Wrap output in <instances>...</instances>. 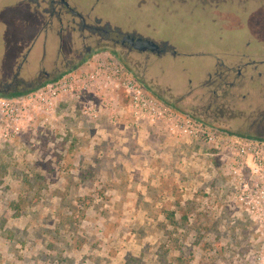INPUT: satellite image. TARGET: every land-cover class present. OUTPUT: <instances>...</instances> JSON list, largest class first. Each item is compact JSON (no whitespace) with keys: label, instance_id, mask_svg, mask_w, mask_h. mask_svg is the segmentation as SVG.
I'll return each mask as SVG.
<instances>
[{"label":"rangeland","instance_id":"rangeland-1","mask_svg":"<svg viewBox=\"0 0 264 264\" xmlns=\"http://www.w3.org/2000/svg\"><path fill=\"white\" fill-rule=\"evenodd\" d=\"M19 1L0 0V131L1 100L24 113L21 133L0 139V264H264V220L230 198L221 160L208 148L161 124L136 127L128 113L116 119L105 99L93 98L104 111L86 117L84 101L57 98L47 88L91 71L97 58L113 57L174 112L240 135L194 104L204 83L207 99L216 89L219 81L209 83L208 76L217 62L264 57V0H68L102 23L173 46L176 54L148 58L165 93L146 86L135 64L108 48L80 60L76 54L93 41L72 35L71 16L60 39L56 18L40 32L47 5L34 17ZM35 38L39 57L30 55L28 63L16 45L29 49ZM135 57L131 64L140 61ZM70 60L77 62L68 67ZM57 67L59 74L24 95L4 92L17 72L37 82V71ZM243 73L256 83L233 90L237 107L259 105L260 76Z\"/></svg>","mask_w":264,"mask_h":264},{"label":"built area","instance_id":"built-area-1","mask_svg":"<svg viewBox=\"0 0 264 264\" xmlns=\"http://www.w3.org/2000/svg\"><path fill=\"white\" fill-rule=\"evenodd\" d=\"M47 88L57 98L67 96L84 101L82 112L86 117L98 118L104 108L95 104L93 98L105 99L108 104L104 106L107 110L111 107L116 119L128 113L136 127L143 123L161 124L176 138L208 148L211 155L221 160L230 198L249 214H257V219L264 220V138L231 134L174 112L113 57L97 58L91 71L70 74ZM1 113L4 128L0 139L13 141L21 133L24 113L7 100H1Z\"/></svg>","mask_w":264,"mask_h":264},{"label":"flooded vegetation","instance_id":"flooded-vegetation-1","mask_svg":"<svg viewBox=\"0 0 264 264\" xmlns=\"http://www.w3.org/2000/svg\"><path fill=\"white\" fill-rule=\"evenodd\" d=\"M47 1L52 6V17L56 18L61 25V28L58 31L60 39L62 38L63 32L68 30V28L64 26L62 27V25L64 24V18L69 15L71 16V20L69 21L68 26L72 35H74V33L77 35L79 34L84 39H90L93 41L94 45L85 44L83 47L84 49L76 54L80 60L91 56L93 52L98 49L108 48L120 59L128 61L132 67L135 64L134 75L137 76L142 82H144L145 78L146 81L144 84L146 86L150 87L154 91L159 92L161 90L163 93L167 92V90L161 87L162 83L156 79V75L150 71L148 66V58L150 55L161 56L167 52H170L171 48L167 47L163 43H158L161 46V53L139 52L135 50L127 41L124 42V38L128 35L132 38H145L139 33L125 31L121 28L112 26L109 22L102 23L100 18H91L90 15L81 13L76 8H73L69 4L68 0ZM196 1L201 2L200 0ZM226 1L228 0H215L212 2H218L219 4H222ZM65 2L68 3V5ZM239 2L245 4L246 1L239 0ZM60 56L56 57L55 55V62ZM134 56L138 57L140 61H134V63L131 64L130 62H133V60L130 58ZM236 59L239 61L231 63L217 62L215 72L208 76V80H210L209 83H213L214 77L217 81H219L216 85V89L212 92L210 98L207 99L204 90L208 85L204 83L202 90L199 92V94H197L199 98L197 97V101L194 105L196 107L199 105V109L202 111L204 116L218 120L221 123H227L229 126H231V128H233L231 129L233 133L264 138V57L260 59H254L250 56H239ZM41 62L42 60L39 63ZM73 62L75 63L77 61L70 60L67 62V66L69 67ZM143 63L144 69H141ZM243 70L248 73L257 72L260 76V81L258 82L259 86L257 87L259 89L257 90L260 96L259 105H255L253 107L250 106L249 108L237 107L240 102L238 101L237 94H235L233 90H240V88L243 89L246 83H256L254 75H251L249 79H247L248 82L245 81L246 76L244 75ZM59 72H61V69H58V67L55 68L53 73H48L46 71L38 73L37 71V82L26 80L20 77L19 72H17L13 77V80L4 86L3 89L6 94H15L21 90H30L35 88L37 85H40L45 79L51 78L52 75L59 74ZM34 74L36 75V72ZM234 74V80L231 81L232 75ZM235 79L244 80L241 81L240 85H238V82L235 81ZM168 89L171 90L170 88ZM253 90L255 89L253 88ZM246 97L247 94H244L241 98L245 100ZM198 102L200 104H197ZM199 109L197 108V110ZM234 126H236L237 129H235ZM241 129L247 131H242Z\"/></svg>","mask_w":264,"mask_h":264},{"label":"trees","instance_id":"trees-1","mask_svg":"<svg viewBox=\"0 0 264 264\" xmlns=\"http://www.w3.org/2000/svg\"><path fill=\"white\" fill-rule=\"evenodd\" d=\"M185 1V0H184ZM20 2V1H19ZM25 4H27V6L28 7H30V8H32L34 11H32V13H30L32 16H34V17H38L37 15H38V12H40V10H39V8H41V6H42V4H44V5H47V8L46 9H44V11L46 12V13H48L49 15H48V17H49V19H47V21H45V23L44 24H42V29L40 30V32L41 31H44L45 30V28H46V26H50V17H52L53 15H52V13H51V9H52V6L48 3V1L47 0H24L23 1ZM20 3H22V1L20 2ZM38 11V12H37ZM31 16V17H32ZM39 38H40V36H39ZM39 38H35L34 40H32V44L33 45H37L38 44V39ZM164 45H166L167 47H169V48H171L170 49V52L171 53H176V49L173 47V46H170L168 43H163ZM22 46V48H23V46L24 45H21ZM31 46H30V48L29 49H27V51H26V53H27V55L25 56L26 57V61L29 59V57H30V51H31ZM44 48H46V46L44 45ZM29 63V62H28ZM216 70V69H215ZM21 95H24V92H18V93H15V94H8L7 96H10V97H18V96H21ZM227 132V131H226ZM228 133H230V132H228Z\"/></svg>","mask_w":264,"mask_h":264},{"label":"water","instance_id":"water-1","mask_svg":"<svg viewBox=\"0 0 264 264\" xmlns=\"http://www.w3.org/2000/svg\"><path fill=\"white\" fill-rule=\"evenodd\" d=\"M66 4L68 5V3ZM125 41H127L135 50L139 52L161 53V46L153 40L142 37L132 38L128 35L124 38V42Z\"/></svg>","mask_w":264,"mask_h":264},{"label":"crops","instance_id":"crops-1","mask_svg":"<svg viewBox=\"0 0 264 264\" xmlns=\"http://www.w3.org/2000/svg\"><path fill=\"white\" fill-rule=\"evenodd\" d=\"M22 3H23V4H22V7H23V9L25 10L26 7H27V4H25L23 1H22ZM36 46H37V45H33V44H32V45H31L32 48H31V51H30V55H32V57H34L35 60H36L37 57H39V51H38V50H35V51H34V49H35ZM16 49H17V50H20V51H18V52H20V53L24 52V50H25L24 54H26V51H27L26 49H28V48H27V45H24L23 48H22V46H21L20 44H17V45H16ZM32 60H33V59H32ZM27 62L30 63L29 59L27 60ZM26 67H27V66H26Z\"/></svg>","mask_w":264,"mask_h":264}]
</instances>
